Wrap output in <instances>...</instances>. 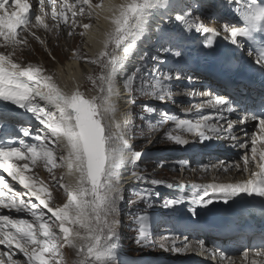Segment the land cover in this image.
Wrapping results in <instances>:
<instances>
[{
  "label": "snow or ice",
  "instance_id": "snow-or-ice-1",
  "mask_svg": "<svg viewBox=\"0 0 264 264\" xmlns=\"http://www.w3.org/2000/svg\"><path fill=\"white\" fill-rule=\"evenodd\" d=\"M9 2L0 0V47L12 49L7 54L0 52V123L7 124L12 120L19 123L14 113L17 108L23 109L43 126L44 132L41 135L40 129L36 130L34 139L39 142L37 146L26 144L22 139L18 141L19 146L0 143V169L25 190L22 193L14 191L7 180L0 176V209L24 212L31 216L30 220H26L0 214V245L7 249L0 252V264H63L62 250L65 246L75 250L77 259L73 264H120L117 241L121 225L120 204L124 199L123 171L131 165L132 179L144 181L146 177L134 170L144 153L134 151L127 140V132L137 126L129 118V111L122 114V120L117 119V102L122 92L129 94L125 102L133 106L136 104V95L153 97L160 102L167 101L172 95L169 82L173 77L161 73L157 65L149 69L146 63L148 53L140 54L138 43L152 27L157 14L163 21L169 11H176L178 27L207 34L205 47H212L213 38L218 33L203 23L197 24L190 20L192 13L186 10L191 8L190 5L178 10L182 0H176V7L173 0H121L120 3L110 2L107 6L103 0L97 4L91 3V0H75L74 3L60 0L59 5L57 0H38V13L32 11L33 6L28 0H11L15 10L8 12ZM47 6H51L50 13L46 10ZM212 7L217 12L223 11L225 15L238 16L240 26L225 21V39L237 49H250L251 63L258 66L259 72L264 75V0H217ZM103 13H107L103 18L109 22L110 29L104 33L96 56L88 58L73 53L77 60H84L100 69L95 78L87 76L97 95L86 97L79 86L71 92H65L52 76L44 74L41 67L31 64L21 66L13 60L15 50L28 44L27 36H21V32L44 45L45 41L32 31L33 28L59 33L63 25L68 27L67 34L72 36L77 27L78 15L98 19ZM49 15L54 22L52 24L47 22ZM82 28L84 31L79 35L84 37L91 24L84 23ZM157 30L162 33L171 31ZM162 38L172 42L171 37ZM172 54L176 57L183 55L179 50ZM134 60L138 62L133 63ZM228 70H232L230 66ZM186 95L194 97L196 93L188 91ZM205 108L215 109L217 115H204L201 110ZM196 109L199 119L193 120L166 112L159 113L156 107L143 103L139 116L143 121L140 130L143 131L147 126L155 131L157 127L171 122L174 126L165 130L164 137L179 145L189 143L185 133L195 136L199 141L221 139L226 135L235 142L233 146L245 151L240 162L232 165L221 162V169L228 172L234 168L239 173H248V177L236 183L175 187L190 188L194 193L192 205L204 208L212 205L214 199L222 200L224 204L230 201L238 204L239 199L234 198L242 199V194L264 200V92L253 100L251 108L238 110L233 100L215 95L198 104ZM239 111H243V115H239ZM225 112L238 114V118L228 119ZM106 120L108 123H105ZM219 121H224L226 126ZM249 121L258 124L259 132L250 142H241L232 133L237 127L243 131L242 126ZM19 134L29 137L32 130L22 127ZM57 148H61L64 154L58 157ZM13 159L25 163L22 166L9 163ZM186 163L180 161L181 165ZM38 164H43L52 174L51 180L55 182L53 186L58 185L65 192L67 200L62 206H52V192L48 184L26 174L31 171L30 165ZM60 166L67 167L69 176L75 175L74 183L65 184L63 177L55 176L53 170ZM157 166L163 168L164 161H159ZM149 183L155 185L162 181L150 180ZM167 187L173 188L174 185L168 184ZM134 195L136 199L129 201L131 205L150 203L153 194L141 190ZM177 203H180L177 199L167 200L164 207L170 208ZM190 211L196 214L195 207ZM134 221L138 225L136 243L148 246V217L137 214ZM161 247L165 248V245L161 244ZM189 247L185 244L183 248H176L173 243L172 250L187 251ZM13 249H17L23 259H14ZM244 255L247 257L248 253ZM256 255L264 256V252H257ZM220 260L221 264L224 261L231 264L227 256H221ZM252 264L258 262L253 260Z\"/></svg>",
  "mask_w": 264,
  "mask_h": 264
},
{
  "label": "rangeland",
  "instance_id": "rangeland-1",
  "mask_svg": "<svg viewBox=\"0 0 264 264\" xmlns=\"http://www.w3.org/2000/svg\"><path fill=\"white\" fill-rule=\"evenodd\" d=\"M94 1L101 2V0H94ZM87 17L88 16H86V19H87ZM90 24L94 25L95 24V20L93 19V21H90ZM158 28H159L158 26L155 27L153 32H155ZM35 33H38V31H36ZM40 35H41V39L45 41L44 45H42L39 42H37L36 40L32 39L27 33L21 32V36H27L28 44L25 45V46L23 45L22 47H19V49L15 50V55L13 57H16L17 61L19 63H23V64L24 63H26V64L34 63L33 64L34 66H38V67H41L42 69H44V74H46V75L51 74L50 76L53 77L52 73L56 74L55 73V68L58 65L64 64L67 59H72V60L76 59L72 55L74 52L77 51V53H80V51H81V54H80L81 56L87 55V53L85 52V49H83V47H84V38L81 37L80 35H79V38H75V37H73V35L69 36L70 38H66L67 42L64 41V40H61V37H58L56 33L54 35H50V32L42 31V33ZM61 41H63L62 47L64 46L65 48L64 49L62 47L57 48L56 52L54 53L53 49L55 47L59 46ZM1 44H2V42H1ZM44 46H45V48H44ZM75 48H78V49H75ZM11 51H12L11 48L5 49L3 47H0V52L8 53V52H11ZM69 52H71V53H69ZM71 55H72V57H71ZM85 57H88V56H85ZM79 61H80L81 68L83 70V74L80 76V78H81V83L80 84L83 87L80 88V91L83 92L84 94H88V92H89V94H90V92L92 94H95L97 91L93 88V85L91 84V82L87 80V76L92 75L95 78L99 74L100 69L98 68V66L89 64V63L85 62L84 60H79ZM175 95L177 96V94H173V96H175ZM137 96H139V98L141 100H142V98L146 97V96H143V95H137ZM131 111H132V114H133L132 121L134 123L135 122H139L140 124H142L143 121H141V119L139 118V116L141 114V107L139 108L138 106H131ZM129 131L131 133H133L134 135H136L138 138L141 137V135H142L140 129H139V133L138 134H135L132 129H130ZM129 131L127 132V138H128V133H130ZM149 132H151V131H149ZM154 134L158 135L159 132L156 131ZM146 137H147V135H146ZM152 138L153 137L151 136V137L148 138V140L152 141L153 140ZM143 141H146V140H143ZM151 145H155L156 148H158V149L166 148V149H161L162 151H170V150L178 149V145L177 144H175L172 141H168V140H164V139L162 140L160 137L155 138L152 141ZM33 146H35V145H33ZM140 146L141 145H139L137 148H139ZM57 151H58V149H56V153H57ZM172 158H175V157L172 156ZM153 162L154 161L147 160L141 166L146 168V173L148 171L150 174L158 176L161 179H163L164 181H172V182H174V181H179L180 179L181 180H186L187 178H189V179L191 178L190 173H189L188 176L181 177L179 172L176 173V172H174L173 170H171L169 168H163V169L159 170L160 168L157 166V164H153ZM150 163H152V166H151V168L149 167V169H148V165ZM22 165H23V163H20L19 166H22ZM30 167H31V171L26 173V174L33 175L35 178H38L39 180H43L46 184L49 185V188L51 190V188L53 187L55 182L51 180V175L52 174L48 172V170L43 166V164H38L36 166H31L30 165ZM61 167L62 166L57 167V168H55L53 170L54 174H55V176L57 178H60V176H62V174H61L62 170H60ZM146 173H144V174H146ZM193 178L194 179L196 178L198 180L199 176L195 175ZM147 180H150V178L147 179ZM153 180H158V179L154 178ZM164 181H162V182H164ZM63 182H64V177H63ZM138 189L147 190V192H150L152 194L154 193L153 190H151L149 188H146V187H142L141 186ZM136 191L137 190L123 192V196H124L123 201L129 203V201L132 200V198L135 196L134 193H136ZM51 192L53 193L52 194L53 195V202H58L59 204H61L62 203V199L64 200V198L66 196L65 192L61 191L60 188L58 187V185L54 186L52 188ZM59 204H56V205L52 204V205L54 207H57V206H59ZM141 204H139V206L137 208H134L129 203V206L127 207V210H126L125 214H122L120 216L121 222L124 220V218H123L124 215L126 217H128V219L126 221L127 227H129V225L131 223H136L134 221L135 215H137V214L146 215V211L142 208ZM145 207L147 208V210H149V208H154V207H157V206L156 205L154 206L153 203H150V204H146ZM137 227H138V225L136 224V226L131 228V230L126 231L127 230L126 229V225L122 224L121 230L118 232V237L119 238H118V241H117V244H118L117 246H122L123 252H125L127 254L128 253L129 254L134 253L137 256L136 257L137 258L136 264H141L142 260H146V259H143L144 255H142V254H145L148 251H151V252L154 251L153 252L154 254H159L160 255L159 251H161L163 248L158 246L157 244H153L150 241V239H149L150 243H149L148 246H143L141 244H137L136 243V239H137V236H138ZM120 233H122V235H120ZM149 234H151V232ZM126 235H128V238L126 239L127 241L125 240ZM157 242H160V241H157ZM146 248H147V251H146ZM62 251H63V264H73V262L77 259L76 254H75V250L65 246ZM167 254H164V255L166 256V258H169L170 256H168ZM171 261L174 264L176 262H178L177 259H171ZM146 264H151V263L147 261ZM155 264H157V263H155Z\"/></svg>",
  "mask_w": 264,
  "mask_h": 264
},
{
  "label": "bare ground",
  "instance_id": "bare-ground-1",
  "mask_svg": "<svg viewBox=\"0 0 264 264\" xmlns=\"http://www.w3.org/2000/svg\"><path fill=\"white\" fill-rule=\"evenodd\" d=\"M91 1H94V0H91ZM120 3L121 0H103V3L105 4V6H107L109 3ZM92 3V2H91ZM173 4L175 5L176 2H173ZM107 13H103L98 19L95 18V24L91 25V28L88 30L87 34L83 37L84 38V47L83 49H85L87 51V53L91 56H96V54L98 53V51L100 50L101 48V44H100V41H102L104 39V33L106 31H108L110 29V24L108 21H106L103 17L104 15H106ZM87 15H84V18H86ZM78 18H79V15L76 17V20L78 21ZM82 21H85V22H88L89 20H85L82 16ZM70 22H72L71 20V17H70ZM63 26V25H62ZM61 26V27H62ZM157 27V26H156ZM209 28L211 29H214L213 26H209ZM38 31V33H36L37 36H39L41 38V33L42 31H45L44 29L42 28H33L32 31ZM66 30H68V28H66ZM76 30L78 32H81V29L77 26L76 27ZM151 30V29H149ZM56 33L55 30H53L52 32H50V35H54ZM60 35H57L58 37H61V40H64L66 41V38H65V32L63 30L59 31ZM64 34V35H63ZM151 33L149 34V37H151ZM30 36V35H29ZM31 37V36H30ZM73 37L75 38H79V36L77 34H75L74 32V35ZM32 38V37H31ZM33 39V38H32ZM2 40H0V44H1ZM67 42V41H66ZM62 44H63V41H61L60 45L55 47L53 49V52L55 53L56 52V49L57 48H60L62 47ZM143 45V44H141ZM23 45H21L20 47H22ZM25 46V45H24ZM45 48V46H44ZM63 49L65 48L64 46L62 47ZM19 49V48H17ZM16 49V50H17ZM75 49H78V48H75ZM82 49V50H83ZM66 51V50H65ZM85 51V52H86ZM22 52V51H21ZM71 53V52H69ZM81 54V51L80 53ZM84 54V53H83ZM85 55V56H88ZM67 55V54H66ZM73 55V54H72ZM71 55V57H72ZM44 58V57H43ZM14 59L17 60L16 57H14ZM76 59H67L65 61L64 64L62 65H58L56 68H55V73H52L53 75V80L54 82L65 92H71L74 88H76L77 86H79V88L83 87L80 83H81V78L80 76L83 74V70L81 68V65H80V61H75ZM137 60H134L133 63H135ZM82 62V61H81ZM83 64V63H82ZM48 65V64H47ZM50 66V65H49ZM49 71V70H48ZM52 72V71H51ZM48 75H51V74H48ZM84 80V79H83ZM84 83V82H83ZM98 93L96 92L95 94H92L90 92H88V94H85L86 97H91L93 95H97ZM173 94H177V96H173V97H179L180 93L177 91V92H173ZM128 93H124L122 92V95L121 97L118 99V102H117V107H118V112H117V119L118 120H122L123 119V113L125 111H130V108L132 105H129L127 104L125 101H126V98L128 97ZM39 103L43 104L44 102L42 101H38ZM17 112L15 114L17 120L19 121V123L21 122L20 120H23V117L22 115H27L28 116V121L29 122H32V115L30 113H25L23 109H16ZM54 111V109H53ZM130 118V117H129ZM16 121V120H15ZM35 121V120H34ZM106 123H108V121L106 120L105 121ZM27 123H22L20 126H26ZM151 143L150 142V146H151ZM58 151H57V156L59 157L60 155L64 154L62 149L61 148H57ZM179 155L178 152L175 153L174 157H177ZM153 158L157 157V156H152ZM233 159L232 161H229L226 163V165H232L234 163H238V158H237V155H234L233 156ZM61 170H62V175L64 176V180H65V184H71V183H74L75 182V175H72V176H69L68 175V169L66 166H62L61 167ZM210 171V178L212 177H217L218 182H221V183H227V181L231 180L230 178H233L234 180H237V181H241L242 179L248 177V173H239L237 172L234 168L228 172H224L220 165H210V166H204L202 167V172H205V171ZM188 176V175H187ZM191 176V175H190ZM195 176V175H194ZM194 176H191V178H187L186 180L187 181H194L192 178ZM228 176V177H227ZM214 179V178H212ZM165 239H168L167 237H164ZM152 246V245H151ZM150 247V246H149ZM160 247H161V244H160ZM157 248V247H156ZM150 249V248H149ZM146 251H147V248H146ZM154 252V251H153ZM18 253H20L18 250H15L12 254L14 255H17ZM163 255L164 254H167L168 256H172L174 255L173 257L176 259L179 257V255L181 254V251L180 252H170L167 250V252H162ZM198 258H201V259H205L204 256H199ZM236 260V264H244L243 263V260H241L240 258L239 259H236L235 257L233 258ZM232 259V260H233ZM232 260H231V264H232ZM258 264L261 262L262 259H255Z\"/></svg>",
  "mask_w": 264,
  "mask_h": 264
}]
</instances>
